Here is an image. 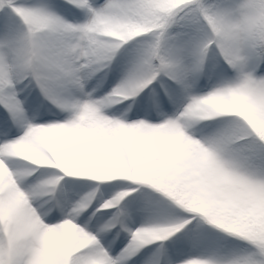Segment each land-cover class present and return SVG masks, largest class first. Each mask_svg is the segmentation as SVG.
<instances>
[{"label": "snow or ice", "instance_id": "6c2138e0", "mask_svg": "<svg viewBox=\"0 0 264 264\" xmlns=\"http://www.w3.org/2000/svg\"><path fill=\"white\" fill-rule=\"evenodd\" d=\"M153 245L264 264V0H0V264Z\"/></svg>", "mask_w": 264, "mask_h": 264}, {"label": "rangeland", "instance_id": "374dc122", "mask_svg": "<svg viewBox=\"0 0 264 264\" xmlns=\"http://www.w3.org/2000/svg\"><path fill=\"white\" fill-rule=\"evenodd\" d=\"M109 80H111V76L109 77ZM104 86L108 87L109 86V82L105 81L104 82ZM91 183H94V182H92L90 180H87V183L85 184V186L79 188L77 190V193L78 194H83V193L89 191V187L87 185L91 184ZM117 190H118L117 188H112V189L106 191L104 193L105 198H107L108 196L112 195ZM133 195H135V193ZM150 207L153 208V210H154V216H153L152 219L158 218V217H162V216H173V215L176 214V213H173V212L167 210L163 205L152 204V205H150ZM105 211H115V209L105 210ZM140 212H142V211H139V212H136V213L133 214L132 221H131L133 227L138 226V225L141 224L140 222L138 223V214ZM97 218H99L101 220V222H102V220L107 219V217H100L99 213H97ZM95 219L96 218H94V221H95ZM114 234H115V230L113 231L112 235H114ZM121 239L124 240V243L127 242L126 233H121ZM116 244H119L121 247L123 246L121 244L120 240H116ZM206 247H208V246L205 245V246H202L201 248H195V249L190 247V251H192L193 253H197L199 251L205 250ZM211 247L212 248H219L221 250H226L228 245L226 244L225 241H214L211 244ZM115 250L118 251V249H115ZM153 252H154V249H153L152 246H150L149 248H146L143 252H141L138 256L134 257L133 260L129 262V264H147V261L153 255Z\"/></svg>", "mask_w": 264, "mask_h": 264}, {"label": "bare ground", "instance_id": "6f19581e", "mask_svg": "<svg viewBox=\"0 0 264 264\" xmlns=\"http://www.w3.org/2000/svg\"><path fill=\"white\" fill-rule=\"evenodd\" d=\"M116 79H119V76H117ZM115 83V81H112ZM154 216V210L152 208V211H142L138 214V223L141 224L146 223L148 220L152 219ZM153 249H155V246H152Z\"/></svg>", "mask_w": 264, "mask_h": 264}]
</instances>
